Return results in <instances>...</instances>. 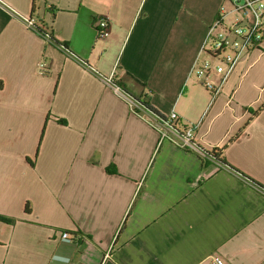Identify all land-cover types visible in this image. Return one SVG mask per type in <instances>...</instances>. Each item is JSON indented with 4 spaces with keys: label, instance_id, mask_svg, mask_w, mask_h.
Returning a JSON list of instances; mask_svg holds the SVG:
<instances>
[{
    "label": "crops",
    "instance_id": "1",
    "mask_svg": "<svg viewBox=\"0 0 264 264\" xmlns=\"http://www.w3.org/2000/svg\"><path fill=\"white\" fill-rule=\"evenodd\" d=\"M0 1L44 25L0 6V264H264V42L213 103L192 74L229 0ZM92 68L227 167L158 146Z\"/></svg>",
    "mask_w": 264,
    "mask_h": 264
},
{
    "label": "built area",
    "instance_id": "2",
    "mask_svg": "<svg viewBox=\"0 0 264 264\" xmlns=\"http://www.w3.org/2000/svg\"><path fill=\"white\" fill-rule=\"evenodd\" d=\"M229 1L233 6L232 12L238 14V18L232 24H228L226 17L229 14L221 11L210 26L200 55L192 68V74L210 94L211 103L221 95L240 60L253 50L259 49L264 42V0ZM0 6L19 19L28 29L36 32H42L44 29L42 22L40 23L34 17L23 16L1 1ZM96 29L98 39L106 41L110 35L108 18H98ZM43 36L48 42L52 41L49 32L45 31ZM61 48L67 50L65 47ZM45 66L43 61L39 63L40 74L45 73ZM91 70L128 105L131 113L140 117L158 133V146L164 142H170L180 149L194 151L203 160L227 167L221 165L211 155L214 149L207 150L199 144L196 136L198 125H185L175 111L166 115L161 114L150 107L145 100L132 96L117 83L115 71L103 77L96 69ZM64 238H67V234H64ZM212 262L226 264L219 256H214Z\"/></svg>",
    "mask_w": 264,
    "mask_h": 264
},
{
    "label": "trees",
    "instance_id": "3",
    "mask_svg": "<svg viewBox=\"0 0 264 264\" xmlns=\"http://www.w3.org/2000/svg\"><path fill=\"white\" fill-rule=\"evenodd\" d=\"M51 43L53 44V45H55V46H57L58 48H61V47H65L67 50H68V48H67V46H66V43H60V42H58V41H56V40H53L52 39V41H51ZM69 51V50H68ZM148 105H150L149 103H148ZM151 107V106H150ZM153 108V107H152ZM221 165H226L227 166V164H226V162L225 161H223L222 160V158H221V156H222V153H221V151L219 152V150L218 149H214L213 150V153L211 154ZM207 162H208V160H204V164H207ZM254 185L259 189V190H261V191H263L264 192V187L263 186H261V185H259V184H256V183H254ZM1 219V218H0ZM6 221H10V222H12L13 221V219L12 220H6Z\"/></svg>",
    "mask_w": 264,
    "mask_h": 264
},
{
    "label": "rangeland",
    "instance_id": "4",
    "mask_svg": "<svg viewBox=\"0 0 264 264\" xmlns=\"http://www.w3.org/2000/svg\"><path fill=\"white\" fill-rule=\"evenodd\" d=\"M222 10L224 11V13L229 14L226 17V23L232 24L236 20V18H238V14L232 12L233 6L229 1L225 2Z\"/></svg>",
    "mask_w": 264,
    "mask_h": 264
}]
</instances>
